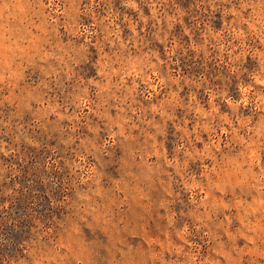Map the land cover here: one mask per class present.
Listing matches in <instances>:
<instances>
[{"label":"rangeland","instance_id":"1","mask_svg":"<svg viewBox=\"0 0 264 264\" xmlns=\"http://www.w3.org/2000/svg\"><path fill=\"white\" fill-rule=\"evenodd\" d=\"M0 264H264V0H0Z\"/></svg>","mask_w":264,"mask_h":264}]
</instances>
